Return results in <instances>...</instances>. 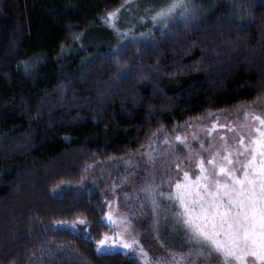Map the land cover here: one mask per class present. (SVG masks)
<instances>
[{"label": "trees", "instance_id": "1", "mask_svg": "<svg viewBox=\"0 0 264 264\" xmlns=\"http://www.w3.org/2000/svg\"><path fill=\"white\" fill-rule=\"evenodd\" d=\"M130 1L0 0V264H139L98 252L100 191L60 186L163 129L264 105V0H191L135 41L66 57Z\"/></svg>", "mask_w": 264, "mask_h": 264}, {"label": "rangeland", "instance_id": "2", "mask_svg": "<svg viewBox=\"0 0 264 264\" xmlns=\"http://www.w3.org/2000/svg\"><path fill=\"white\" fill-rule=\"evenodd\" d=\"M185 2L187 6L191 4V0ZM170 3L171 0L130 1L111 13V17L104 18L97 29L82 34L77 47L64 50L66 57L76 56L87 49L107 46L116 49L135 41L145 35L140 27L164 24L181 15V10L177 9L166 17L153 20ZM254 116L264 118L263 104L243 106L231 114L198 118L177 126L173 131L163 129L146 149L125 158L98 161L82 182L64 183L59 191L83 188L101 192L107 210L105 221L112 232L104 235L103 239L109 238L105 245L97 244L100 253L132 254L139 264H220L215 256L196 255L185 229L176 222L177 206L167 195L161 196L160 193L174 191L170 185L177 179L182 181L184 171L194 179L199 174L197 163L201 158L209 169L211 165L207 161L214 156L220 160L231 153L235 160L237 152L244 151L239 143L241 138L247 144L255 127L259 126V122L253 120ZM177 136L181 139L177 140ZM148 185L155 190V204L153 194L145 191ZM81 220L85 223L84 219H78L66 226L76 230L78 225L84 224L80 223ZM121 238L137 243L132 249H125Z\"/></svg>", "mask_w": 264, "mask_h": 264}, {"label": "snow or ice", "instance_id": "3", "mask_svg": "<svg viewBox=\"0 0 264 264\" xmlns=\"http://www.w3.org/2000/svg\"><path fill=\"white\" fill-rule=\"evenodd\" d=\"M177 9L181 15L189 12L185 0H171L153 20ZM253 120L259 126L247 144L241 138L244 151L237 152L235 160L231 153L220 160L214 156L207 161L209 169L201 158L197 163L199 174L194 179L184 171L183 180L170 185L174 191L160 193L177 206L176 222L185 229L196 255L215 256L220 264H264V118L254 116ZM145 191L153 194L155 204L153 186H146ZM108 239L97 243L105 245ZM120 242L125 249H132L137 243L123 238Z\"/></svg>", "mask_w": 264, "mask_h": 264}]
</instances>
